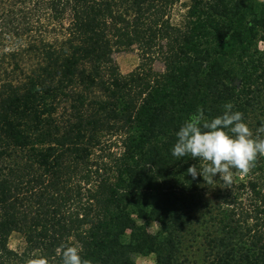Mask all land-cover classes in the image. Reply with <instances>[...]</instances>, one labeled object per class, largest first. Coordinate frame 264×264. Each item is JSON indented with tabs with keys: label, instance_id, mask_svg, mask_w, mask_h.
Listing matches in <instances>:
<instances>
[{
	"label": "trees",
	"instance_id": "16d2710c",
	"mask_svg": "<svg viewBox=\"0 0 264 264\" xmlns=\"http://www.w3.org/2000/svg\"><path fill=\"white\" fill-rule=\"evenodd\" d=\"M132 50L120 75L112 56ZM228 102L264 138V0H0V264H60L65 245L91 264H185L197 233L203 264H264V156L208 183L171 155L198 107Z\"/></svg>",
	"mask_w": 264,
	"mask_h": 264
},
{
	"label": "clouds",
	"instance_id": "9594fccd",
	"mask_svg": "<svg viewBox=\"0 0 264 264\" xmlns=\"http://www.w3.org/2000/svg\"><path fill=\"white\" fill-rule=\"evenodd\" d=\"M233 107L231 102L225 103L222 114L212 119L206 118L204 109L198 107L175 133L171 155L177 159L190 156L203 162L199 170L196 165L187 169L192 179L199 176L214 183L218 174L230 181L231 169L247 174L257 157L264 156V138H254L243 114L233 111ZM258 131H264V125ZM80 253L81 249L77 247L62 246L60 264H91ZM32 264H48V259L41 256Z\"/></svg>",
	"mask_w": 264,
	"mask_h": 264
},
{
	"label": "rangeland",
	"instance_id": "374dc122",
	"mask_svg": "<svg viewBox=\"0 0 264 264\" xmlns=\"http://www.w3.org/2000/svg\"><path fill=\"white\" fill-rule=\"evenodd\" d=\"M183 1L176 4L174 6V8L172 9L171 12V19L172 22L174 24H178L184 13H185V9L183 8ZM18 13H16L15 19L17 20V22L22 26V29H26V25L25 24H21L24 23V20L22 19V15L19 14V11H17ZM43 13H39V14H35L34 16L31 14L29 16L28 22L30 23V25L36 27V15H39L41 17ZM42 21L40 22L42 25L48 27L47 29H50V25L44 21V18H41ZM20 26V28H21ZM32 28V31L35 30V28ZM19 28V30H17L18 32L21 31V29ZM57 29V27H56ZM12 31V30H11ZM15 31V30H14ZM13 34V32H11ZM21 33V32H20ZM57 32L53 33L50 31L49 33H45L43 34L44 37H46V39H52L53 37L51 35L53 34H57ZM38 35V31H35L30 33V34H26V36H22L21 40L23 43L28 41L29 37H36ZM16 40L12 39L10 40V45L11 47L13 45H17V43L15 42ZM112 61L114 62L118 72L120 75H126L129 72H131L138 64H139V53L137 50H132L129 52H120V53H115L112 56ZM153 69L157 72H162L163 71V66L159 63V62H155ZM157 229V225H150L149 231L150 232H154ZM197 235H200V233H197L196 236H194L195 238H192L193 236H189V240H191V242L186 243L184 246V250L182 251L181 254V258L180 260H186L185 264H203V251H202V240L200 239V236L197 237ZM9 248L13 251L16 252H20L23 250L24 248V242L22 237L19 234H12L11 237L9 238V242H8ZM133 261L135 264H154L155 258L153 255H149V256H133Z\"/></svg>",
	"mask_w": 264,
	"mask_h": 264
}]
</instances>
